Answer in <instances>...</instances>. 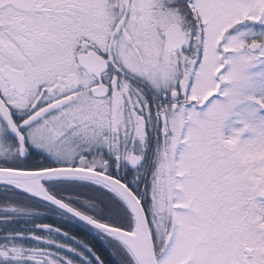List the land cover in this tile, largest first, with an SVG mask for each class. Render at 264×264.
<instances>
[{
	"label": "snow or ice",
	"instance_id": "snow-or-ice-1",
	"mask_svg": "<svg viewBox=\"0 0 264 264\" xmlns=\"http://www.w3.org/2000/svg\"><path fill=\"white\" fill-rule=\"evenodd\" d=\"M0 264H264V0H0Z\"/></svg>",
	"mask_w": 264,
	"mask_h": 264
}]
</instances>
